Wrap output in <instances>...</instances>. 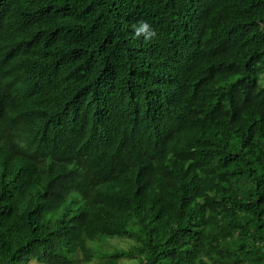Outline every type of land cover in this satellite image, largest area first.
<instances>
[{"label":"trees","instance_id":"16d2710c","mask_svg":"<svg viewBox=\"0 0 264 264\" xmlns=\"http://www.w3.org/2000/svg\"><path fill=\"white\" fill-rule=\"evenodd\" d=\"M263 80L264 0H0V264H264Z\"/></svg>","mask_w":264,"mask_h":264},{"label":"clouds","instance_id":"9594fccd","mask_svg":"<svg viewBox=\"0 0 264 264\" xmlns=\"http://www.w3.org/2000/svg\"><path fill=\"white\" fill-rule=\"evenodd\" d=\"M132 27L134 32V38L139 39L143 37L145 41H152L158 38L157 30L147 20L141 19L138 23L134 24ZM174 99H178L180 103L178 104L176 103L173 106L172 110L175 113V115L179 117V120L181 121L182 115L185 112L184 101L182 100L179 94L172 98V100ZM162 137L165 139V144H162L164 147L165 154H167L168 156L175 155L178 151V147L175 144H171L168 141L167 133L164 134Z\"/></svg>","mask_w":264,"mask_h":264},{"label":"rangeland","instance_id":"374dc122","mask_svg":"<svg viewBox=\"0 0 264 264\" xmlns=\"http://www.w3.org/2000/svg\"><path fill=\"white\" fill-rule=\"evenodd\" d=\"M264 81V80H263ZM116 242H113L111 245L107 246V247H103L102 251H113L115 249H127L130 246H132V239L130 238H115ZM94 246L96 248V251H99V244L97 242H94ZM127 262V261H125ZM124 261H122L121 263H125ZM32 264H40L36 261H33Z\"/></svg>","mask_w":264,"mask_h":264}]
</instances>
